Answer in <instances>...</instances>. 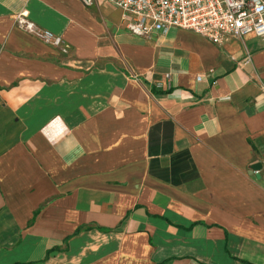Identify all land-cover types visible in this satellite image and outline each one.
<instances>
[{"label": "crops", "instance_id": "crops-1", "mask_svg": "<svg viewBox=\"0 0 264 264\" xmlns=\"http://www.w3.org/2000/svg\"><path fill=\"white\" fill-rule=\"evenodd\" d=\"M90 7L0 0V264H264V39L139 37ZM164 120L197 185L149 174Z\"/></svg>", "mask_w": 264, "mask_h": 264}, {"label": "built area", "instance_id": "built-area-1", "mask_svg": "<svg viewBox=\"0 0 264 264\" xmlns=\"http://www.w3.org/2000/svg\"><path fill=\"white\" fill-rule=\"evenodd\" d=\"M85 7L108 2L122 12L121 21L132 35L149 37L171 28L192 31L214 44L253 33L264 39V0H79ZM18 27L45 42L62 43L47 29L38 28L25 12L15 16ZM161 84L158 83L157 86Z\"/></svg>", "mask_w": 264, "mask_h": 264}, {"label": "trees", "instance_id": "trees-1", "mask_svg": "<svg viewBox=\"0 0 264 264\" xmlns=\"http://www.w3.org/2000/svg\"><path fill=\"white\" fill-rule=\"evenodd\" d=\"M171 120L153 123L148 130V172L151 176L174 186L197 185L199 173L188 149L173 150ZM168 159L162 160V158Z\"/></svg>", "mask_w": 264, "mask_h": 264}, {"label": "water", "instance_id": "water-1", "mask_svg": "<svg viewBox=\"0 0 264 264\" xmlns=\"http://www.w3.org/2000/svg\"><path fill=\"white\" fill-rule=\"evenodd\" d=\"M253 168H256V169H258V168H259V165L257 164V165H255Z\"/></svg>", "mask_w": 264, "mask_h": 264}, {"label": "rangeland", "instance_id": "rangeland-1", "mask_svg": "<svg viewBox=\"0 0 264 264\" xmlns=\"http://www.w3.org/2000/svg\"><path fill=\"white\" fill-rule=\"evenodd\" d=\"M86 9H87V11H88V10H91V9H92V7H86Z\"/></svg>", "mask_w": 264, "mask_h": 264}]
</instances>
